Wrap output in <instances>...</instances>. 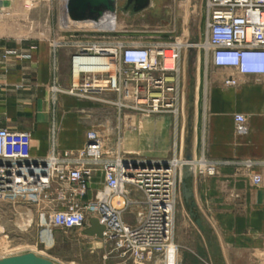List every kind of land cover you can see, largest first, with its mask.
<instances>
[{"label": "built area", "instance_id": "built-area-1", "mask_svg": "<svg viewBox=\"0 0 264 264\" xmlns=\"http://www.w3.org/2000/svg\"><path fill=\"white\" fill-rule=\"evenodd\" d=\"M20 1L31 9L55 0ZM72 27L75 25L70 23L68 28ZM182 44L180 40L129 42L113 35L89 37L77 32L63 43L55 41L54 50L64 45L74 52L71 84L63 88L56 79L51 87L53 105L58 106V95L64 94L144 115L176 114L183 94L182 48L190 47ZM195 47L203 49L216 67L264 74V0H205V40ZM77 66L84 69L80 68L76 81ZM225 84L235 86L237 81L230 77ZM108 93L116 99L105 97ZM235 121L238 134L248 133L245 116L238 114ZM56 132L54 121L51 152L38 157L32 154L29 131L0 127V200L19 197L43 204L41 218L48 214L52 226L68 231H84L96 218L104 227L98 238L116 243L109 255L117 251L135 264H179L175 228L184 168H199L200 173L212 176L218 174L219 162L186 160L178 155L166 163L120 152L110 156L94 130H88L81 149L58 150ZM99 174L103 186L89 198ZM253 180L258 184L262 177L255 175ZM130 217L135 220H128Z\"/></svg>", "mask_w": 264, "mask_h": 264}, {"label": "crops", "instance_id": "crops-1", "mask_svg": "<svg viewBox=\"0 0 264 264\" xmlns=\"http://www.w3.org/2000/svg\"><path fill=\"white\" fill-rule=\"evenodd\" d=\"M59 3L64 10L67 0ZM65 22L66 26L72 23L80 28L97 27L94 21L67 18ZM54 42L33 39L26 43L0 24V127L29 131L32 154L38 157L51 152L54 121L58 150L81 149L91 128L84 112L88 104L100 105L59 94V105L52 109L51 87L56 79L59 86H70L74 52L69 46L54 50ZM230 77L236 79L237 85L225 84ZM238 114L247 120L246 134L236 132ZM184 129L183 125V132ZM191 132L186 153L196 160L219 162L216 175L202 174L197 168L188 171L183 179L192 190L201 229L214 235L227 264H234L232 257L236 256L246 264H264V74H240L235 68L211 64L205 96L203 100L197 96L191 115ZM245 161L253 164L246 166ZM255 175L262 177L258 184L253 180ZM102 186L103 182L93 186L89 198ZM179 202L177 238L181 241L184 228L198 225L182 192ZM192 258L196 263L202 256L194 253Z\"/></svg>", "mask_w": 264, "mask_h": 264}, {"label": "rangeland", "instance_id": "rangeland-1", "mask_svg": "<svg viewBox=\"0 0 264 264\" xmlns=\"http://www.w3.org/2000/svg\"><path fill=\"white\" fill-rule=\"evenodd\" d=\"M59 2L39 3L28 9L20 0H7L0 5V24L9 34L23 37L26 43L33 39L63 43L76 32L89 37L113 35L129 42L163 43L180 40L186 45L189 43L188 46L205 40V0H154L153 6L142 12L126 11L125 2L119 1L114 26L97 29L64 27L62 19L66 21L69 17L67 13L65 17ZM62 47L65 46L59 48ZM179 65L183 94L177 106L178 114L144 115L111 104H88L90 107L84 114L90 123V130L102 137L110 156L119 152L126 157L145 160L187 156L186 147L192 138L191 115L197 96L200 100L205 96L211 61L203 49L190 46L182 48ZM105 97L116 99L117 96L108 93ZM51 104L53 109L52 98ZM187 172L185 167L184 177ZM102 182L103 176L99 174L95 177L94 187ZM43 207V204L26 202L19 197L0 200V257L32 251L52 259L56 264H135L127 257H120L117 251L109 255L116 243L86 236L81 230L68 231L52 226L50 215L47 214L43 219L40 216ZM179 207L181 204L178 199L175 234L176 244L182 246L179 248V264H227L214 235L199 226L184 228L179 241ZM128 220L135 219L130 217ZM194 253L202 256L196 263H193ZM232 260L234 264H246L237 256L232 257Z\"/></svg>", "mask_w": 264, "mask_h": 264}, {"label": "water", "instance_id": "water-1", "mask_svg": "<svg viewBox=\"0 0 264 264\" xmlns=\"http://www.w3.org/2000/svg\"><path fill=\"white\" fill-rule=\"evenodd\" d=\"M124 1V9L135 5V12L145 11L153 6L154 0H67L66 11L74 21H94L102 26L113 27L119 11L118 2ZM7 0H0V5ZM122 10V9H120ZM186 160H192L193 156L188 154ZM166 163V159H164ZM182 193L186 204L190 206V215L195 219L197 225L203 228L199 214L195 211L196 203L192 200L193 193L185 180L182 181ZM104 227L96 218H92L89 226L84 229L88 236L102 237ZM0 264H56L52 259L29 251L0 258Z\"/></svg>", "mask_w": 264, "mask_h": 264}, {"label": "bare ground", "instance_id": "bare-ground-1", "mask_svg": "<svg viewBox=\"0 0 264 264\" xmlns=\"http://www.w3.org/2000/svg\"><path fill=\"white\" fill-rule=\"evenodd\" d=\"M64 1V0H63ZM64 12L66 13L67 11H66V8L64 7ZM67 16L69 17V15H68V13H67ZM70 18V17H69ZM71 19V18H70ZM67 22H65V21H63V19H62V25L64 26L65 24H66ZM97 24V23H96ZM64 27H66V26H64ZM69 27V25L67 26V28ZM96 29L97 28H99V26H98V24H97V27H95ZM95 28H93V29H95ZM182 45H184V46H188V44L186 45V44H182ZM193 46H195V44H192ZM192 45H189V46H192ZM80 66H77V71H76V74H75V79H76V81L78 80V77H79V73H80V71H81V69H84V68H81ZM178 112L176 111V114H177ZM175 161H177L178 162V160L177 159H175ZM184 179V178H183ZM182 185V184H181ZM181 192H182V187H181Z\"/></svg>", "mask_w": 264, "mask_h": 264}, {"label": "flooded vegetation", "instance_id": "flooded-vegetation-1", "mask_svg": "<svg viewBox=\"0 0 264 264\" xmlns=\"http://www.w3.org/2000/svg\"><path fill=\"white\" fill-rule=\"evenodd\" d=\"M134 8H135V5H132V6L128 7V9H126V11H135Z\"/></svg>", "mask_w": 264, "mask_h": 264}]
</instances>
